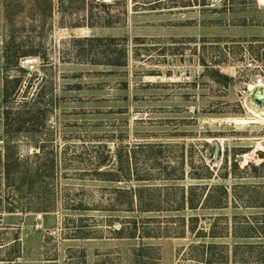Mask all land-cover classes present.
Segmentation results:
<instances>
[{
  "label": "rangeland",
  "instance_id": "rangeland-1",
  "mask_svg": "<svg viewBox=\"0 0 264 264\" xmlns=\"http://www.w3.org/2000/svg\"><path fill=\"white\" fill-rule=\"evenodd\" d=\"M159 1L0 0V264H264V0Z\"/></svg>",
  "mask_w": 264,
  "mask_h": 264
},
{
  "label": "trees",
  "instance_id": "trees-1",
  "mask_svg": "<svg viewBox=\"0 0 264 264\" xmlns=\"http://www.w3.org/2000/svg\"><path fill=\"white\" fill-rule=\"evenodd\" d=\"M83 2L85 1V0H82ZM159 1V0H158ZM167 2H169V1H173V0H166ZM154 2V1H153ZM160 2V1H159ZM159 2L158 3H155V4H153L154 6L152 7L153 9H156V8H159L158 6V4H159ZM85 3V2H84ZM148 4L149 3H146L145 5L146 6H148ZM84 6V5H83ZM67 7V6H66ZM68 8V7H67ZM87 17H88V20L86 21V23H84V24H82V25H77L76 27H84V26H87V27H96V26H99V24H96L95 22H94V15H93V12L92 11H90V13L87 15ZM110 19H112V17L110 18ZM114 24V22L112 21V20H109L108 21V23L105 25V26H112ZM75 40H77V39H75ZM106 39H104L103 37H86V38H84L83 39V41H89L90 43H93V42H99V43H102V42H104ZM111 42H115L117 39L116 38H110L109 39ZM125 49H124V54H125ZM24 56H26V55H24ZM7 161L9 162V156H7ZM10 165H9V163H8V165H6V168H7V171H9V169H10V167H9ZM225 193H226V195H227V190L225 189ZM182 201H181V204L182 205H185L186 204V200L184 199V197H182ZM207 199V198H206ZM189 206L191 207V208H194V206H195V201L193 200V199H190L189 201ZM223 204L224 203H221V202H218V203H215V205H214V207H216V208H221V207H223ZM137 206L139 207V209L141 210V211H146V210H149V209H146L145 207H144V205H143V202L141 201V200H138L137 201ZM134 222H136V221H134ZM191 229H192V227H191ZM193 230V229H192ZM123 231H122V228L118 231V233L119 234H121ZM138 233L137 232H133V233H131V235H129V237H136V235H137ZM146 236H151L149 233H146L145 234ZM140 237H141V235H139ZM213 247H215L213 244H211V245H209V248H213ZM207 264H214V261L211 259V258H209V259H207ZM219 264H222V263H219Z\"/></svg>",
  "mask_w": 264,
  "mask_h": 264
},
{
  "label": "water",
  "instance_id": "water-1",
  "mask_svg": "<svg viewBox=\"0 0 264 264\" xmlns=\"http://www.w3.org/2000/svg\"><path fill=\"white\" fill-rule=\"evenodd\" d=\"M250 102H254V105H251ZM247 105L253 109H255V106L259 108V110L264 113V87H255L252 89L250 94L248 95L247 98ZM220 152H221V145L219 141H215L214 143V160L218 161L220 157ZM256 154L258 155L259 158L264 159V151L260 150L257 151ZM245 158L243 156H239L237 158V161H244Z\"/></svg>",
  "mask_w": 264,
  "mask_h": 264
},
{
  "label": "built area",
  "instance_id": "built-area-1",
  "mask_svg": "<svg viewBox=\"0 0 264 264\" xmlns=\"http://www.w3.org/2000/svg\"><path fill=\"white\" fill-rule=\"evenodd\" d=\"M25 64L26 67L29 68L30 70H37L36 59H26ZM248 66L254 70L258 68V65L251 60L248 62ZM254 85L255 87H259V86L264 87V76L262 74L258 78H256V80L254 81Z\"/></svg>",
  "mask_w": 264,
  "mask_h": 264
},
{
  "label": "bare ground",
  "instance_id": "bare-ground-1",
  "mask_svg": "<svg viewBox=\"0 0 264 264\" xmlns=\"http://www.w3.org/2000/svg\"><path fill=\"white\" fill-rule=\"evenodd\" d=\"M251 89H254L255 88V85H251V87H250ZM250 104L251 105H254V102H250ZM248 108H249V110L251 111V112H253L255 115H256V117L257 118H259V119H263L264 118V113H262L260 110H259V108L257 107V106H255V109H253V108H251V107H249L248 106ZM242 120V119H241ZM248 120V119H247ZM243 122H247L246 120H242ZM252 121V120H251ZM256 121V120H255ZM256 122H258V121H256ZM257 151H260V150H257ZM262 151H264V150H262Z\"/></svg>",
  "mask_w": 264,
  "mask_h": 264
}]
</instances>
